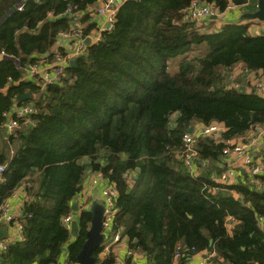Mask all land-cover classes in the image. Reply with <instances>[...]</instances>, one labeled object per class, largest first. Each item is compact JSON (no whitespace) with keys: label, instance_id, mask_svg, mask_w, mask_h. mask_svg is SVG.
<instances>
[{"label":"trees","instance_id":"trees-1","mask_svg":"<svg viewBox=\"0 0 264 264\" xmlns=\"http://www.w3.org/2000/svg\"><path fill=\"white\" fill-rule=\"evenodd\" d=\"M192 1L124 0L102 40L61 82L43 88L27 67L44 56L54 61L59 33L72 27L63 14L69 4L86 12L82 31L92 34L97 25L88 10L99 0H26L21 11L23 0H0V54L8 55L0 58V127L7 132L0 212L19 187L26 193L24 237L0 251V264H57L66 247L67 264H78L92 213L80 208L74 216L77 236L63 218L74 214L73 201L97 172L118 191L113 232L122 230L148 264H173L178 246L181 264L187 249L209 250L214 264H264L257 221L264 217V187L244 171L233 183L219 179L230 142L264 128V97L230 80L240 63L264 76V32L239 22L215 28L213 18L187 20ZM200 1L220 12L232 5L258 9L255 0ZM26 92L33 98L19 101ZM25 104L34 113L17 117L10 131L9 117ZM214 121L226 129L201 136L194 166H187L184 134ZM254 176L264 186L263 174ZM114 261L110 254L97 264Z\"/></svg>","mask_w":264,"mask_h":264},{"label":"built area","instance_id":"built-area-1","mask_svg":"<svg viewBox=\"0 0 264 264\" xmlns=\"http://www.w3.org/2000/svg\"><path fill=\"white\" fill-rule=\"evenodd\" d=\"M26 0H23L21 4L17 6L18 10L24 9V4ZM39 2V0H34ZM124 0H99L98 6H93V11L98 16H104L106 18L105 25L99 26L93 30L92 34L85 35L81 29L74 28L62 31L59 33V37L65 38L69 42V49L61 51L59 49L55 50V59L49 65H32L30 68L31 74L36 78L37 83L41 87H45L47 84H56L62 81L66 74L67 68L70 66L71 60L76 57H80L87 51V45L85 44V38L90 36L93 38V43L99 42L103 38V33L112 29L116 13ZM82 10L79 9L78 4H69L64 15L77 18L81 14ZM185 18L192 20H203L208 18H219L225 15V12H220L217 7L213 4L205 3L200 0H193L190 5L185 9ZM52 17V14L50 15ZM0 56L7 57L5 52H1ZM255 92L260 96L264 97V76L262 75L260 79L256 81ZM236 89H241L239 82L234 84ZM34 106L31 104H25L24 106H17L15 108V117H9L7 122V127L10 131H13L18 125L17 117L27 119L28 116L34 113ZM224 130V125L220 122H212L209 125H199L193 127L192 132H186L184 134V161L189 167L194 166V162L198 157L196 150V142L201 136L220 134ZM260 136L264 137V128L259 127ZM231 148L227 147L224 150L226 159L223 162V170L219 175V179L225 183H233L240 175L242 171L246 172L250 177V182L255 183L258 188L264 187L262 182L255 178V174L264 173V161L257 162L255 158L252 147L254 145V139L246 138L240 140H233L230 142ZM228 157V158H227ZM204 163V160L200 162ZM6 168V165L0 164V181L2 180V174ZM132 179V178H131ZM101 182H104L102 188L103 201L105 203V211L103 217V233L105 234V239L111 238L112 241H121L122 233L113 232V226L117 217L118 207H117V197L118 191L114 184L110 183L102 174V172H97L92 174L88 181V184L84 186V191L79 195V208L90 209L93 200L89 199L92 190H96ZM24 192V187H21ZM16 192V191H15ZM15 192L11 195L14 196ZM8 198L1 206L0 212V227L2 225L8 226V235L5 238L0 239V251H4L8 248L11 243L21 240L24 237V222L21 219L22 213H14L10 209V203ZM74 216L72 214L67 215L63 218L64 225L72 230V222ZM259 226H263L264 217L258 216L257 218ZM194 249V248H193ZM134 251L129 249L127 252L128 258L122 259L118 258L114 261V264H137L134 260ZM183 256V247L178 246L175 258L179 259ZM205 259L199 264H204Z\"/></svg>","mask_w":264,"mask_h":264},{"label":"crops","instance_id":"crops-1","mask_svg":"<svg viewBox=\"0 0 264 264\" xmlns=\"http://www.w3.org/2000/svg\"><path fill=\"white\" fill-rule=\"evenodd\" d=\"M255 1L258 2V0H255ZM98 5H99V2L94 4V6H98ZM93 9L94 8H90L88 10L91 16L89 21L95 22L96 25H99V26L105 25L106 18L104 16H98L93 11ZM255 11L256 10L247 9L245 5H241V6L232 5L226 10L225 15L223 17H219V18L213 17V19L215 20L214 26L215 28H221L223 25H225L226 23H230V22L245 23V24H249L250 32H252L253 34H261L262 32H264V22L259 19L247 17V14L255 12ZM84 15H86V12L82 11L81 14L76 18L80 25H83L81 20L82 18H84ZM59 48L69 49V42L65 38H62V37L57 38V42L53 46L52 51H55ZM49 54L50 52H47V55ZM45 57L46 56L40 59V61L38 62L39 65H42V66L49 65L50 60L52 59L45 58ZM0 58H2V56H0ZM31 66L32 65H29L27 67V71H28L27 76L33 78L31 71H30ZM232 72H233L232 77L235 76L234 78H236V80L240 83L242 91L246 93L253 92V89H255V84H257L256 81L260 79L262 76L261 71L248 70L242 63L236 65L233 68ZM11 84H13V82H11ZM259 127L260 126L251 129L244 137L241 138L243 140L246 138L254 139V145L252 147V151H253L255 158L257 159V162L264 161V137L260 136ZM6 133H7L6 129L1 126L0 127V154L3 152L5 141L7 140V137L5 136ZM236 140H240V138ZM225 159H226V156L225 158H223V162ZM91 176L92 174L87 177L85 181V185L88 184V181L91 178ZM263 176H264V173H263ZM103 186H104V182H101L96 190L94 191L92 190L91 195L94 201L99 200V199L103 201V196H102ZM25 199H26V193L24 192L22 188L19 187L16 190L14 196H12L11 199L9 200L11 211L14 213H18V214L22 213V208H23ZM74 201L79 202V196L76 197ZM79 214H80L79 210H74L73 216L78 217ZM261 228L264 230V224L263 226H261ZM119 232L122 233V230H120ZM129 249H132L134 251L135 254H134L133 260L137 264H148L147 255L144 252L139 251L138 249L131 248L129 245L128 236L123 235V234H122L121 241H118V242L112 241L111 238L105 239L102 244V251L100 252L98 259L103 260L106 257H108L110 254L114 255L115 260L118 258L126 259L128 258L127 252ZM186 251H187L185 253L186 261H187L186 264H199L204 259L206 260L204 264H214L213 262L210 261V259L213 257V254L210 253L209 250L198 251V252L194 251L193 253L189 251V249H187ZM183 256H184V252H183ZM183 256H181L179 259H176L174 255L173 264H181L180 260ZM57 264H67V247L64 249L61 256L59 257Z\"/></svg>","mask_w":264,"mask_h":264},{"label":"water","instance_id":"water-1","mask_svg":"<svg viewBox=\"0 0 264 264\" xmlns=\"http://www.w3.org/2000/svg\"><path fill=\"white\" fill-rule=\"evenodd\" d=\"M15 10V8H14ZM13 11V10H12ZM248 18L259 19L264 22V0H258V9L255 12L247 14ZM71 25L74 28L81 29L83 25H80L75 17H71ZM85 44L91 46L93 44V38L87 36L85 38ZM78 57L71 60L70 65L75 66L78 62ZM33 98V94L26 92L18 96L19 101L26 102L29 99ZM189 132L193 131V127L188 129ZM89 162L86 160L85 163ZM72 208L74 210H79V205L77 201H73ZM89 211L92 213V219L90 227L87 231V238L83 243V246L77 256L78 264H97L98 257L94 255L95 251L102 246L105 240V234L103 233V217L105 211V203L102 200H96L92 203ZM23 215V212H22ZM73 235L77 236L79 230V221L78 219L73 220L72 222ZM8 235V226L2 225L0 227V239L5 238ZM213 240L210 241L211 245Z\"/></svg>","mask_w":264,"mask_h":264},{"label":"rangeland","instance_id":"rangeland-1","mask_svg":"<svg viewBox=\"0 0 264 264\" xmlns=\"http://www.w3.org/2000/svg\"><path fill=\"white\" fill-rule=\"evenodd\" d=\"M250 10H254L255 9V5H250ZM235 80L232 79V77L230 78V80L232 81H237L236 78H234ZM79 211H80V208H79Z\"/></svg>","mask_w":264,"mask_h":264}]
</instances>
